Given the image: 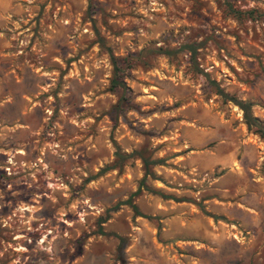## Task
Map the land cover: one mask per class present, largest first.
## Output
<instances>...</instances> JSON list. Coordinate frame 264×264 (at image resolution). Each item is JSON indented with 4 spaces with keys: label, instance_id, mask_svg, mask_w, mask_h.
Segmentation results:
<instances>
[{
    "label": "rangeland",
    "instance_id": "rangeland-1",
    "mask_svg": "<svg viewBox=\"0 0 264 264\" xmlns=\"http://www.w3.org/2000/svg\"><path fill=\"white\" fill-rule=\"evenodd\" d=\"M215 87L264 124V0H0V264H264V142Z\"/></svg>",
    "mask_w": 264,
    "mask_h": 264
},
{
    "label": "trees",
    "instance_id": "trees-1",
    "mask_svg": "<svg viewBox=\"0 0 264 264\" xmlns=\"http://www.w3.org/2000/svg\"><path fill=\"white\" fill-rule=\"evenodd\" d=\"M252 14H253L252 11H248L244 13V15L248 17H252ZM237 15L239 14L237 13ZM181 48H186L188 49V52L191 53L189 50L190 48L187 45H182ZM172 53H174V51L169 52V53L167 52V54H172ZM163 54H166V53H163ZM111 64L113 68V73H112L113 76L110 82V90L114 91L117 86H119L120 84L122 85V83H120L119 80L121 79L123 71L122 69L118 67V65H116V63L113 60L111 61ZM215 95L221 97L224 102H230L235 107H237V109L241 112V123L245 126L246 131L253 135H256L259 139H261L264 142V124H262L257 118L253 117V115L251 114L252 104L250 102H243V101L236 100L233 97H228L226 94H224L222 91H220L216 87H215ZM120 99L122 100V97ZM114 156L117 159V161L123 158L122 155H120L117 152L114 153ZM138 159L141 161L143 169H144V176L140 181L141 186H144V178L146 176H148L152 180H155L154 175L149 170V166L150 165H161L162 161L161 160L147 161L146 159H143L142 157H138ZM114 166L115 164H112L110 167L101 169L98 172V175H101L106 170L114 169ZM139 191H140V188L133 195H131L126 201L127 202L126 204H129L134 216L136 217H142V216L138 212L137 208L133 204H130V199L132 196H136V194H138ZM103 222H104V219H102L100 223H103Z\"/></svg>",
    "mask_w": 264,
    "mask_h": 264
}]
</instances>
